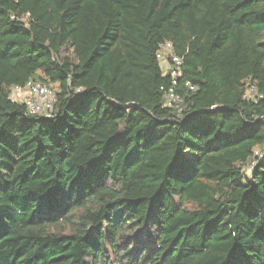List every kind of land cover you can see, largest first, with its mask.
<instances>
[{"label": "trees", "instance_id": "1", "mask_svg": "<svg viewBox=\"0 0 264 264\" xmlns=\"http://www.w3.org/2000/svg\"><path fill=\"white\" fill-rule=\"evenodd\" d=\"M0 264H264V0H0Z\"/></svg>", "mask_w": 264, "mask_h": 264}, {"label": "built area", "instance_id": "2", "mask_svg": "<svg viewBox=\"0 0 264 264\" xmlns=\"http://www.w3.org/2000/svg\"><path fill=\"white\" fill-rule=\"evenodd\" d=\"M158 58L163 70L168 74L170 73L175 82L182 73L181 67L183 65V59L176 55L173 44L168 42L161 45L158 52ZM13 93L15 97L14 99L11 98L15 101L23 102L30 115H39L47 118L53 116L56 95L52 89L40 83L29 82L24 87H15ZM260 98H262V95L259 93L256 85H248L245 99L256 101ZM165 100L167 107L174 108L178 112L181 111L180 106L183 101L177 94H175L174 90H170L166 94ZM256 155L259 154L256 153Z\"/></svg>", "mask_w": 264, "mask_h": 264}, {"label": "rangeland", "instance_id": "3", "mask_svg": "<svg viewBox=\"0 0 264 264\" xmlns=\"http://www.w3.org/2000/svg\"><path fill=\"white\" fill-rule=\"evenodd\" d=\"M54 89H57V86H53ZM13 99L15 97L14 93L12 92V96H11ZM22 100V99H21Z\"/></svg>", "mask_w": 264, "mask_h": 264}]
</instances>
